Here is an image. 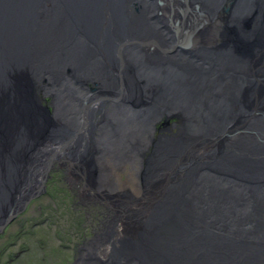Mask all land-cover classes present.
I'll return each mask as SVG.
<instances>
[{"label": "bare ground", "instance_id": "bare-ground-1", "mask_svg": "<svg viewBox=\"0 0 264 264\" xmlns=\"http://www.w3.org/2000/svg\"><path fill=\"white\" fill-rule=\"evenodd\" d=\"M54 1H26L22 18L33 17L30 7L38 12L30 30L14 22L21 1L0 5L16 39L39 34L33 50L23 48V68L17 43L6 40L0 60V95L23 72L16 100L29 86L34 108L15 113L0 98L1 116L9 108L0 223L14 222L15 203L61 169L75 203L100 208L77 264H264L263 195L242 189L236 201L217 183L226 174L240 184L249 172L247 181L264 180V0H233L227 18L231 0ZM181 31L197 45L182 49ZM234 162L247 163L226 167ZM206 176L218 185L206 189L208 210L198 188ZM254 210L256 225L247 222ZM230 212L227 228L220 220ZM246 223L250 234L237 232ZM251 251L262 258L248 260Z\"/></svg>", "mask_w": 264, "mask_h": 264}, {"label": "rangeland", "instance_id": "rangeland-1", "mask_svg": "<svg viewBox=\"0 0 264 264\" xmlns=\"http://www.w3.org/2000/svg\"><path fill=\"white\" fill-rule=\"evenodd\" d=\"M74 82L79 84V80ZM44 83L51 86V80ZM62 85L67 89L64 79ZM36 181L39 193L0 232V264H77L80 249L93 237L94 225L100 222V208H80L74 201L75 190L70 187L68 174L61 169H51ZM124 181L119 177L121 185L127 184ZM130 185L123 188L130 189Z\"/></svg>", "mask_w": 264, "mask_h": 264}, {"label": "water", "instance_id": "water-1", "mask_svg": "<svg viewBox=\"0 0 264 264\" xmlns=\"http://www.w3.org/2000/svg\"><path fill=\"white\" fill-rule=\"evenodd\" d=\"M8 1H9L10 5L13 4L12 1L14 3L21 1L20 8L16 9V12L13 13L15 25H17V21H18V22L22 23L23 25H25L27 28H29L30 25L27 23V21L36 20V18H38V12L34 8H32V7H30L29 9H32L33 10V12H32L33 13V17L30 15L28 17L22 18L23 12L26 11V1L29 2V1H34V0H8ZM47 2H50V3H52V4L55 5V1L54 0H47ZM66 2H67V0H66ZM233 4H234L233 3V0H231L230 5L229 6H226L223 9V16L224 17L227 18L231 14L232 8H233ZM0 5H7V0H0ZM227 7H229V8H227ZM230 7H231V9H230ZM73 12L75 13V11H73ZM11 18H12V16H11ZM29 30H30V28H29ZM18 34L20 35V32L19 31H18ZM38 35L39 34H35V36H33V32H32V34H31V32H29V36L31 37V39H29L28 42L26 41V38L24 39L23 36H19L18 39H16V37L14 35V30L12 28V21H11V19L6 14L5 15L4 14H0V60H3L4 57L6 58L8 56V54H5V51H4V48H6L5 45H4V42H6V40H8V42L11 44L12 48H13V45H15L17 43L20 47L18 48V46H17L16 52L13 55V57H15V60L18 61V64H19V66H18V68L16 70H19L20 68H23L24 67V64L23 63L25 61L23 59L24 58V56H23V48H25L28 45V49H32L33 50L32 42L34 40H36V39H39V36ZM180 40L181 39H179L178 41H180ZM221 42L224 43V42H226V40H224V39H218L217 41H214L212 43H221ZM195 45H197L195 43V41L185 40L181 44V48L182 49L189 50V49H192V48H187V47H192V46H195ZM196 48H198V47H196ZM20 50H21L22 54L20 53ZM26 62H27V60H26ZM21 73H23V72H15V71L13 72V81H14V84H13V86L10 89H5V91L2 93V95H0V98L3 97L4 100H6L7 102L12 103L14 105V111H15V113H16V111H20L22 113V115H27L26 112H25V108L26 109H29V110L34 109L30 105H28V101H27V99L25 97V95H26L25 92L27 91L26 88H30V87L29 86H22L24 88V92L23 93L20 92L19 101L16 100L17 99V96H16V94H17V92H16L17 88H15V86H17V84H18L19 75ZM17 101H18V104H16ZM44 107L46 109H48V107H46V106H44ZM4 109L6 110L5 112H3V113H5V115L1 116V113H0V127L3 130V133L0 130V146H1V139L3 138L4 133H5V130H4L5 127L3 126V124H4V122L6 124H8V119H7V121H4V119L6 117L9 118V112H8L9 111V108H4ZM13 122L15 124V121H13ZM23 126L24 127H27L25 121H23ZM16 127H17V124H15V128ZM16 130L18 131L17 128H16ZM48 132L49 131L44 132L43 137H45L48 134ZM258 138H259V136H258ZM6 147L9 148V143L8 142L6 144ZM9 153L12 154L13 152H9ZM234 153H238V151L236 150V152H234ZM257 158L259 160H261L262 162H264V157L258 156ZM240 163L243 166H245L247 162H234V163H229V166H226V167L230 168L232 171H235L236 168L238 167L237 165L240 164ZM251 163H252V161H251ZM2 164H3V162H0V169L3 167ZM243 166H241V167H243ZM222 167H224V166H222ZM249 173L246 175L245 180L244 179H241V182L242 183H240V184H235V183H232L231 181H229L227 179V178H230V177H228L229 175L219 174L220 177L217 180V183L218 182L220 183V185H219V191H222L223 193H225L224 196L226 194H232L234 196V199L236 201L239 198H241L239 196V193L242 192V189H245L247 192H251V191H255L256 190L257 192L261 193V195H263V197H264V180H262V181H257V180L247 181L246 178L248 177V175H250ZM261 174L264 176V173H261ZM208 176H210V175H208ZM208 176H206V178H205V181H204L205 182V185H198L199 190H201L202 192L204 191V194H202L203 195L202 202H203V204L205 206V209H207V210L210 208V204L214 208V203L206 198V193H207L206 192V189L212 188V187H215V186H218V185H213L214 183H211V182H209V184H212V185H207L208 184L207 180H209L207 178ZM214 177H216V176H214ZM0 181H1V179H0ZM41 186L43 188V185H41ZM36 187H33V188H36ZM32 191H33L32 193H34V194L31 195L30 197L25 196L23 198H20V201L18 203H15V205L11 208V209H14V211L13 212L10 211V213H12L14 215L15 213L22 212L25 209L24 208L25 205H27L36 196V194L39 193V191H36V190H32ZM228 200H229V198H226L225 199V201H228ZM235 200L233 201L234 203L233 202L232 203L235 204V205H237L236 202H235ZM243 202H248V199H247V201H246V199H244ZM257 213H258V210H254L253 211V217L250 218V219H247V222H250V223L252 222V224L256 225L258 223V220H257L258 219V215H257ZM230 215H231V212L228 213V214H226L224 216V218L222 220H220V224L223 225V226H225V227H227V228H230L229 225L226 223V219L227 218H230ZM12 218H13V216H10V218H8V220L5 223L4 222L0 223V232L5 229L6 225L11 221ZM238 223H243V221H239ZM244 226H245V228L243 230H241V231L239 230L237 232L241 233V232L244 231L245 233L250 234L248 232L249 231V229H248L249 228V225L246 223V224H244ZM243 240H245V239H243ZM245 246L246 247H250L251 244L245 245ZM250 253H254V254H252V256H249L248 260L249 259H254L253 261H256V262H257V260L261 259L262 256H263L262 254H259L256 251H251ZM247 255H249V254H247ZM263 262H264V260L262 261V263Z\"/></svg>", "mask_w": 264, "mask_h": 264}, {"label": "flooded vegetation", "instance_id": "flooded-vegetation-1", "mask_svg": "<svg viewBox=\"0 0 264 264\" xmlns=\"http://www.w3.org/2000/svg\"><path fill=\"white\" fill-rule=\"evenodd\" d=\"M183 38H184V37H183V35H182V31H181L180 34L178 35V40L181 39V40H180L181 44H182L183 41H184Z\"/></svg>", "mask_w": 264, "mask_h": 264}]
</instances>
